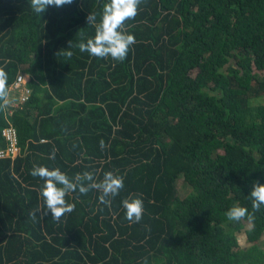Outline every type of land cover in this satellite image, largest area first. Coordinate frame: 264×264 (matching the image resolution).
<instances>
[{"label": "trees", "instance_id": "obj_1", "mask_svg": "<svg viewBox=\"0 0 264 264\" xmlns=\"http://www.w3.org/2000/svg\"><path fill=\"white\" fill-rule=\"evenodd\" d=\"M106 2L38 15L30 0H0V68L9 88L22 74L30 89L8 119L0 110V149L7 120L19 146L0 161V264H264V207L251 222L225 216L252 214L248 195L264 184V0H142L123 61L78 47ZM34 166L111 171L124 188L110 206L77 190L59 221L33 219ZM131 197L143 200L139 223L125 218Z\"/></svg>", "mask_w": 264, "mask_h": 264}, {"label": "clouds", "instance_id": "obj_2", "mask_svg": "<svg viewBox=\"0 0 264 264\" xmlns=\"http://www.w3.org/2000/svg\"><path fill=\"white\" fill-rule=\"evenodd\" d=\"M72 3L73 0H30V8L39 15L43 14L48 7H62ZM141 3L142 0H108L99 13V20L97 14L90 13L86 19L88 25L94 27L95 35L86 43L81 42L78 45L79 50L99 59L110 57L115 61H123L130 46L135 43V37L124 31V25L127 20L135 18ZM64 55L71 57L73 53L65 51ZM8 105V74L0 68V110ZM100 146L104 148L103 140L100 141ZM54 158L55 150L50 155V159ZM30 174L43 180L38 193L43 204L30 213L33 219L39 212L41 216L50 213L53 221H59L65 214L74 211L75 205L68 203L66 196L77 190L80 194L95 190L100 193V203L110 206L111 199L117 197L124 188V178L111 171L105 172L102 179L97 173L88 171L77 173L74 178H69L58 168L50 170L44 166H34ZM248 197L251 200L252 214L246 207L233 205L225 213L229 221L239 222L247 219L251 222L254 219V213L264 207V184L259 181L255 182ZM121 203L125 210V218L129 223H139L144 212L143 200L139 197H131L122 200Z\"/></svg>", "mask_w": 264, "mask_h": 264}, {"label": "built area", "instance_id": "obj_3", "mask_svg": "<svg viewBox=\"0 0 264 264\" xmlns=\"http://www.w3.org/2000/svg\"><path fill=\"white\" fill-rule=\"evenodd\" d=\"M26 77L22 74L16 76L15 81L10 86L9 90L18 93V104L19 106L27 101L30 89L26 86ZM6 119L11 115L12 110L5 109ZM1 136L5 142L3 149H0V161L2 160H13L19 154L18 136L15 127L7 120V126L1 130Z\"/></svg>", "mask_w": 264, "mask_h": 264}, {"label": "rangeland", "instance_id": "obj_4", "mask_svg": "<svg viewBox=\"0 0 264 264\" xmlns=\"http://www.w3.org/2000/svg\"><path fill=\"white\" fill-rule=\"evenodd\" d=\"M12 94H14V93H12ZM177 186H178V193H179V195L181 197H186L189 194L188 188H186L184 186V184H183L182 181H179L178 184H177ZM239 238H240V241L243 243V245L246 246L247 243L245 242L246 239L244 238L243 233L239 234Z\"/></svg>", "mask_w": 264, "mask_h": 264}, {"label": "crops", "instance_id": "obj_5", "mask_svg": "<svg viewBox=\"0 0 264 264\" xmlns=\"http://www.w3.org/2000/svg\"><path fill=\"white\" fill-rule=\"evenodd\" d=\"M14 93V94H12ZM18 93L12 90H9V105L5 108L8 110H12L18 104Z\"/></svg>", "mask_w": 264, "mask_h": 264}]
</instances>
